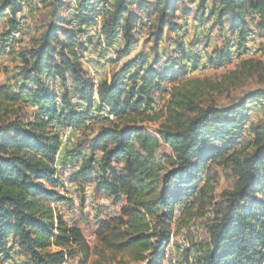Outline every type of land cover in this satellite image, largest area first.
<instances>
[{"label": "trees", "instance_id": "trees-1", "mask_svg": "<svg viewBox=\"0 0 264 264\" xmlns=\"http://www.w3.org/2000/svg\"><path fill=\"white\" fill-rule=\"evenodd\" d=\"M42 1L51 9L50 22L35 46L20 52L16 83L0 85V264L11 257L14 243L29 264H64L78 256L85 264L92 254V264H162L174 223L195 217L196 208L212 198L208 174L221 160L236 185L224 203L215 204L209 239L197 246L194 264H264V118L248 123L249 105L264 106V88L248 91L231 105H217L210 93L219 86L187 78L198 67L199 55L185 52L186 28L178 16L180 2H186L184 16L195 10L199 25L209 22V29L217 26L223 33L222 47L209 56V64L219 68L229 63L234 45L239 53L244 50L254 28L264 38V0H78L75 6ZM24 3L1 1L0 19L8 9L11 13L9 29L0 36V54L18 28ZM134 5L146 9L148 17L153 14L150 27L132 10ZM105 6L111 9L103 13ZM69 9L75 19L64 15ZM102 13V32L97 31L102 39L96 41L83 27ZM145 28L154 29L156 48L166 29L184 37L167 57L157 51L151 60L141 52L130 57ZM228 35L236 36V43ZM110 48L122 65L100 81L99 110L108 106L116 115L110 123H120L104 126L91 140L93 150L103 151L99 161L94 153L85 159L69 143L61 148L62 128H81L93 119L94 83L82 60L96 52L99 69L115 61L107 55ZM231 73L264 78V62L243 59ZM169 82L166 120L155 135L141 122L154 120L148 112L154 111L152 85ZM18 103L33 109L30 119L7 118ZM246 135L252 139L250 153L242 146ZM162 143L170 153H159ZM78 155L85 159L84 175L101 162L96 189L122 203L118 215L100 222L95 249L81 228L53 208L67 199L58 191L57 157L66 166ZM204 175L208 179L198 187Z\"/></svg>", "mask_w": 264, "mask_h": 264}, {"label": "rangeland", "instance_id": "rangeland-1", "mask_svg": "<svg viewBox=\"0 0 264 264\" xmlns=\"http://www.w3.org/2000/svg\"><path fill=\"white\" fill-rule=\"evenodd\" d=\"M0 0V4H1ZM68 4L76 5L78 0L72 3V0H65ZM180 10L178 11V16L183 15L184 9L187 8L186 2H180ZM24 12L20 13V18L22 19V26L18 25V28L22 29V36L19 42L15 44L11 51H7L6 47H4V51L0 54V85L10 84L14 85L17 80L18 73L22 67L20 52L24 50H28L35 46L36 42L40 38L41 34L47 28L48 23L50 22V7L44 3L42 0H26V3L23 5ZM153 12V7L150 8ZM132 10L142 17L143 22H146V27H150L152 21L154 20L153 14L148 17L146 13L147 10L144 8H138L136 5L132 6ZM151 12V13H152ZM10 10H7V14L4 15L0 19V36L2 32L9 29L8 19L10 17ZM67 16V11L64 13ZM68 18V16H67ZM69 19V18H68ZM147 19V21H146ZM70 20V19H69ZM102 20L98 22L101 25L102 32ZM189 20V28L186 29V35L183 36V33L180 32L177 35L174 32H171L169 29H166L165 34L161 42L159 43L158 48L155 47V38L152 35L154 29L153 28H145L140 30L139 35V44H137L131 54L130 57L135 56L137 53L141 52L144 54H148L150 60L155 57V52L157 51L159 54L164 56H168L174 52V49L177 47L178 43L182 40L181 38H186L185 41H192L197 36L195 33V10H192L188 16ZM215 21V19L213 20ZM154 22V21H153ZM212 22V21H211ZM75 23L72 24V27ZM77 24V23H76ZM77 29L80 25L77 24ZM204 26L209 27L210 23H206ZM85 27V26H84ZM198 27V26H197ZM202 27V25H200ZM202 27L200 30V38L211 40L210 42L203 41L204 45L202 48L203 53H200L199 62L202 57H205L204 61H201L202 64L207 67L206 69H199L200 67H196L194 71L187 76V78H200L203 80H207L209 83H213L219 86V89L211 91L210 96L215 101V103L219 106H228L237 101L241 97H243L248 91L253 90L255 88H264V78L261 75H249L243 73H237V75H233L231 72L238 69L239 61L247 58H253L254 60H260L264 62V38H262L259 53L249 54L246 57H241L237 60L230 59L229 63L225 66L214 68L211 64H209V56L212 55V51L215 48H221L224 41L223 33L216 28H207ZM17 28V29H18ZM74 28V27H73ZM16 30V29H15ZM88 34V33H87ZM102 33L96 32V34H91L96 41H101ZM214 35L213 38L210 36ZM98 36V37H97ZM228 38L232 36L228 35ZM121 40V39H120ZM237 41V38H236ZM201 42V41H198ZM197 42V43H198ZM196 44V43H195ZM187 43H184V46ZM90 49L94 48L90 46ZM205 49V50H204ZM234 49V47H232ZM236 49V48H235ZM111 51V52H110ZM208 51V52H207ZM95 54V55H94ZM86 54V58L84 61L86 64H95V74L100 77V81L103 78H109L113 71L117 70L122 65V60H117L116 53L114 48H110L107 51V55L109 58L114 59L115 61L112 63L104 62V68L97 66L96 59L98 58L97 53ZM197 54V53H195ZM112 55V56H111ZM208 58V59H207ZM88 59V60H87ZM126 60V58H125ZM207 60V61H206ZM84 64V63H83ZM200 64V66H202ZM93 65V64H92ZM162 65V64H161ZM199 65V64H198ZM86 67L87 72L90 75V71L88 67L84 64V68ZM98 69V70H97ZM166 84L169 86L173 85L172 82L162 83L160 86L159 93H161V103L157 104L154 107V111L149 110L148 112L154 118V120H144L141 122L148 131L152 134L157 135V132L162 124L166 120V103L169 98L168 93H165ZM60 95V96H59ZM151 95H154V92H151ZM58 98H61V92H58ZM61 100V99H60ZM58 102H60L58 100ZM11 110L15 112H11L7 115L9 119H30L32 116L33 109L25 104H13ZM93 119L88 121L83 127L78 129L75 134L69 136L67 145L71 146L72 149L78 150L80 154H82L85 159H87L91 154L94 153L96 159L102 157L103 151L102 149L93 150L91 147V140L97 135V133L104 126H114L119 124L120 121H117L114 124L110 122L114 120L108 119L106 116L101 114H92ZM101 117H100V116ZM249 124H257L263 121L264 118V106L261 104L258 105H249ZM96 117V118H95ZM248 129V124L245 125V131ZM247 136V135H246ZM70 140V141H69ZM251 137H246L243 139L242 146L246 148L245 153H250L252 151L251 145ZM159 153H170V148L166 146L164 143L161 144L159 148ZM61 165V164H60ZM62 166V165H61ZM65 167V166H64ZM95 166L93 171L88 172L87 175H84L81 171L78 174H74L72 177L73 189L72 192L76 193L77 196H81L83 190H88L91 192L90 198H83L79 201V205L75 207V215L69 216L65 213V211H73V204H62L65 206V209L61 214L59 211V202H64V200L58 201L53 204V208L56 214H59L64 218L70 225H77L81 228L85 238L89 245L95 249L100 246L99 241L96 236V232L100 227V222L104 219L114 217L120 213L122 203H115L112 197H109L105 192L99 191L96 189L97 180H98V168ZM98 171V174H97ZM210 184L214 188L213 193H211L212 198L208 199L205 202L204 207L196 208L197 214L195 217L191 218L188 221H185V218H188V215L183 217V221L179 224L173 225V235L170 239V242L166 245L163 251L162 264H194L196 260V248L199 244L205 246V243L209 239L208 226L213 220V209L216 203H224L227 198L229 192H231L236 185V177L232 170L229 168L227 163L224 160L219 161L214 164L210 172L208 174ZM207 175H204L200 180L198 187H201L205 184L208 179ZM60 187V186H58ZM59 189V188H58ZM59 191V190H58ZM60 193V192H59ZM65 197L64 194L60 193ZM82 205V206H81ZM58 206V208H57ZM80 206V207H79ZM180 212V211H179ZM16 242V241H15ZM166 249V250H165ZM192 249V250H191ZM190 250V251H188ZM11 257L5 258L1 263L2 264H29V260L25 254L22 252L15 253L13 258L12 251H16V245L13 244V248L10 250ZM122 257H118L116 262H118ZM128 257L125 256V259ZM96 259V255L92 254L85 264H92ZM81 256L75 257L73 259L68 260L64 264H80Z\"/></svg>", "mask_w": 264, "mask_h": 264}, {"label": "bare ground", "instance_id": "bare-ground-1", "mask_svg": "<svg viewBox=\"0 0 264 264\" xmlns=\"http://www.w3.org/2000/svg\"><path fill=\"white\" fill-rule=\"evenodd\" d=\"M73 1V0H72ZM75 1H73L72 3H74ZM111 9V6H105L103 8V13L106 12L107 10H110ZM103 13L97 18V21L92 24L91 26L95 27V30L96 32L99 31L101 29V25L100 23L98 22L99 20H101L103 18ZM67 16L69 19H75V12L73 9H69L67 11ZM147 21V19H146ZM89 26V27H91ZM22 28V27H21ZM21 28H18L16 30H14L12 33H11V36L10 38L8 39V41L6 42L5 44V47H6V50L7 51H11L12 47L17 44V42H19L18 40H20L22 36V29ZM122 29V28H120ZM255 32L257 34V40H258V43L261 44L262 42V38L260 37V35L258 34L259 32L256 31V29L254 28L250 33H253ZM88 34H93V32H88ZM123 35V30H119V37H122ZM231 36V35H230ZM203 38V37H202ZM203 45H204V42L201 41V42H198L195 44V52H190V53H197L198 55H200V53H203L202 51V48H203ZM184 49H185V52H188L187 50V45L184 46ZM205 50V49H204ZM111 52V51H110ZM208 52V51H207ZM189 53V52H188ZM256 53V48H249V51L247 53L244 54V50L241 51L239 53V50H236L235 47L234 49H231V52H230V59L232 60H237L241 57H246L247 55L249 54H254ZM112 56V55H111ZM86 58V56H85ZM83 58V63L88 67L89 71H90V75L92 76V80H93V83H94V95H93V99H94V106H93V110H92V114H101V115H104L106 116L108 119L110 120H115V117L114 116H107V115H113L111 112H110V108L106 105H102V109L99 110V105H100V102H99V99H98V86H99V83H100V77L97 76L95 74V64L92 65V64H86V62L84 61ZM199 58H201V56H199ZM208 59V58H207ZM88 60V59H87ZM205 60V57L203 56L201 61H204ZM199 62V65L198 67H200V64H202V62ZM207 61V60H206ZM209 62V61H208ZM207 64L205 63V67ZM86 69V67H85ZM87 71V69H86ZM89 74V73H88ZM51 86H54L55 83L54 82H51L50 84ZM159 90H160V87L156 86L155 84L152 85V88H151V92H155L157 91L159 93ZM60 96V95H59ZM58 100L60 101V99L58 98ZM61 102V101H60ZM100 116V115H99ZM101 117V116H100ZM96 118V117H95ZM73 128H76V127H71V128H65L62 129V138H64L65 141L68 140L69 136L74 134V129ZM78 130L75 131V133L77 132ZM76 158H81V167L79 166V164L75 161V158L72 160V162L68 165H66L65 167L62 165H60V162L59 161V158L57 157V161L55 163V168H56V171H57V174H56V178L59 179L60 181V187H58L59 189V192L64 194V187H67V175L70 176V182L72 183V177L74 176V174H78L83 165H85V159L82 155H78L76 156ZM97 169V168H96ZM97 174H98V171H97ZM79 205V202L76 203L75 207H77ZM82 206V205H81ZM80 207V206H79ZM58 208V206H57ZM65 209V206L62 205V201L59 202V211L58 213L61 214L62 216V213ZM58 214V215H59ZM64 217V216H63ZM64 219V218H63ZM166 250V249H165Z\"/></svg>", "mask_w": 264, "mask_h": 264}, {"label": "built area", "instance_id": "built-area-1", "mask_svg": "<svg viewBox=\"0 0 264 264\" xmlns=\"http://www.w3.org/2000/svg\"><path fill=\"white\" fill-rule=\"evenodd\" d=\"M23 12H24V8H23ZM18 20H19L18 21V25L22 26V19L20 18V16H18ZM144 23L146 24V22H144ZM202 27H207V26H202ZM83 28L86 30V32H93V34H96L95 27H93V26H91V27H83ZM120 30H123V29H120ZM198 41L210 42L211 40L202 39V38H200V35H198L192 41H185V43H187L188 52H195V43H197ZM232 43L233 44L236 43V36H232ZM233 47L236 48L235 45ZM249 48H256V53H259V51H260V46H259V43H258V40H257V34L255 32L249 34V37H248V39L246 41V44H245L244 54L249 51ZM87 54H91V53H87ZM199 69H206V68L202 64V66H200V68H198V70ZM165 86L168 87L169 85L166 84ZM152 99H153V108H154L157 104L161 103V93H158L157 91H155ZM107 116H116V115H107ZM65 128H71V126L70 127H63L62 129L65 130ZM73 129H74V134H75V131L80 129V128H73ZM66 143H67V141H65L64 138H62L61 148H63ZM75 161L81 167V158H76L75 157ZM100 165H101V162L96 164V167L99 170H100ZM73 184H75V183H71L70 182V176L67 175V187H64L65 198H67V199H65V201L62 202V204H73V211H65V213L68 214L69 216L75 215V205H76L77 202H79L83 198H90L91 199V196H90L91 192L88 191V190H83L82 195L80 197L77 196L76 193H73L72 192ZM20 252H21V248H20V246L18 244H16V251H12L13 258H14L15 253H20Z\"/></svg>", "mask_w": 264, "mask_h": 264}, {"label": "crops", "instance_id": "crops-1", "mask_svg": "<svg viewBox=\"0 0 264 264\" xmlns=\"http://www.w3.org/2000/svg\"><path fill=\"white\" fill-rule=\"evenodd\" d=\"M192 7H194V5ZM179 17H180L179 18L180 22H182L185 25V28L186 29L189 28L190 25H189L188 16L181 15ZM194 25H195V33H196V36H198V35H200V30H201L202 27H200V25L196 21L194 22ZM210 37L213 38L214 35L212 34V36H210ZM103 65H104V63H101L100 67L101 68H104Z\"/></svg>", "mask_w": 264, "mask_h": 264}]
</instances>
